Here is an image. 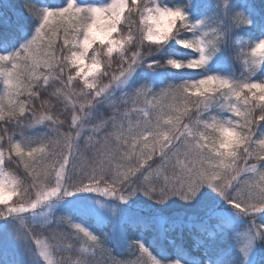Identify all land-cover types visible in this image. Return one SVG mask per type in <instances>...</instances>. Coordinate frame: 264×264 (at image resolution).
<instances>
[{
	"label": "snow or ice",
	"instance_id": "1",
	"mask_svg": "<svg viewBox=\"0 0 264 264\" xmlns=\"http://www.w3.org/2000/svg\"><path fill=\"white\" fill-rule=\"evenodd\" d=\"M0 264H264V0L0 13Z\"/></svg>",
	"mask_w": 264,
	"mask_h": 264
},
{
	"label": "trees",
	"instance_id": "2",
	"mask_svg": "<svg viewBox=\"0 0 264 264\" xmlns=\"http://www.w3.org/2000/svg\"><path fill=\"white\" fill-rule=\"evenodd\" d=\"M24 0H0V13L6 14L13 20L16 18L17 12L20 10ZM42 2H48V0H42ZM51 2H58V0H51ZM96 2V0H93ZM125 258L134 259V256H126ZM8 259H13V255L9 253Z\"/></svg>",
	"mask_w": 264,
	"mask_h": 264
},
{
	"label": "clouds",
	"instance_id": "3",
	"mask_svg": "<svg viewBox=\"0 0 264 264\" xmlns=\"http://www.w3.org/2000/svg\"><path fill=\"white\" fill-rule=\"evenodd\" d=\"M159 21L158 20H149L145 23L144 27L145 28H149V27H153L155 26L156 24H158Z\"/></svg>",
	"mask_w": 264,
	"mask_h": 264
}]
</instances>
